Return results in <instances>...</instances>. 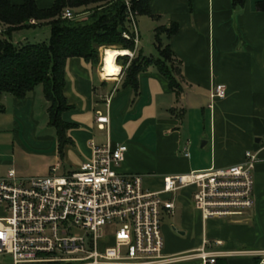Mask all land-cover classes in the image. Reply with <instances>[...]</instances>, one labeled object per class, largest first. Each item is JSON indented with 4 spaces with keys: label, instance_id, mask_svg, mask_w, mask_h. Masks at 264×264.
<instances>
[{
    "label": "crops",
    "instance_id": "0c3cea01",
    "mask_svg": "<svg viewBox=\"0 0 264 264\" xmlns=\"http://www.w3.org/2000/svg\"><path fill=\"white\" fill-rule=\"evenodd\" d=\"M33 1L43 9L53 0ZM256 1L232 6L230 0H148L151 16H134L138 37L142 23L152 39L146 49L137 39L128 56L139 51L159 57L155 29L176 25L169 36L159 34L172 53L167 65L179 86L176 93L153 64L137 74L133 90L122 86L120 65L118 74L102 69L104 49L95 65L67 58L61 90L66 108L60 118L69 127L60 155L41 85L22 99L1 94L0 177L9 169L22 178L66 174L89 158L90 143L108 140L126 148L118 171L142 174L144 187L157 191L163 176L224 167L253 151V203L238 221L202 219L191 204V186L163 195L173 208L159 210L168 220L161 227L162 254L194 257L161 264H199L200 252L214 254L212 264H264V12L256 10ZM69 10L83 12L82 7ZM30 24L12 31L10 40H27L34 30L24 29L40 25ZM215 84L224 87L222 98L209 97ZM98 117L106 118L102 127Z\"/></svg>",
    "mask_w": 264,
    "mask_h": 264
},
{
    "label": "built area",
    "instance_id": "2783aa9c",
    "mask_svg": "<svg viewBox=\"0 0 264 264\" xmlns=\"http://www.w3.org/2000/svg\"><path fill=\"white\" fill-rule=\"evenodd\" d=\"M124 3L130 31L121 36L135 47V15L128 0ZM61 16L73 18L66 8ZM223 96L224 87L215 84L209 97ZM96 120L101 127L106 122ZM90 148L89 158L66 174L22 178L9 169L0 177V255L9 256L11 264H161L193 258L162 254L159 210L173 208L163 195L191 186V204L202 219L238 221L252 206L256 152L246 150L241 161L224 167L163 176L160 190L153 191L144 187L142 174L118 171L125 145L106 140ZM78 228L83 234L71 232ZM197 257L199 264L215 258L207 252Z\"/></svg>",
    "mask_w": 264,
    "mask_h": 264
},
{
    "label": "trees",
    "instance_id": "16d2710c",
    "mask_svg": "<svg viewBox=\"0 0 264 264\" xmlns=\"http://www.w3.org/2000/svg\"><path fill=\"white\" fill-rule=\"evenodd\" d=\"M230 1L232 6H242L245 0ZM128 3L134 15L151 16L148 0H128ZM80 7L83 12L74 10L71 19L61 16L65 8ZM255 8L264 12V0L256 1ZM31 20L35 24L48 25L47 41L13 43L11 32L31 25ZM122 31H130L124 0H53L50 7L43 9L37 8L33 0H23L16 5L10 0H0V95L22 99L36 85H41L43 97L48 102V124L55 130L59 155L68 140L66 130L69 127L60 118L61 111L66 108L61 92L66 59L77 57L95 65L99 47L134 51L132 41L123 38ZM175 31L174 23L167 28L155 29L154 45L159 57L141 55L139 51L130 58L128 55L116 56L115 62L121 66L122 86L136 90L137 74L153 64L166 78L169 87L177 92L178 83L167 65L173 63L172 53L159 38L160 32L169 36Z\"/></svg>",
    "mask_w": 264,
    "mask_h": 264
},
{
    "label": "rangeland",
    "instance_id": "374dc122",
    "mask_svg": "<svg viewBox=\"0 0 264 264\" xmlns=\"http://www.w3.org/2000/svg\"><path fill=\"white\" fill-rule=\"evenodd\" d=\"M137 29L140 32V36L138 37V41L140 42V46L144 47V49H146L147 47L149 48L150 47L149 46L150 41H151L150 39H152V35H150L149 32L146 31V28L142 26V23L137 24ZM24 30H27V32H31L30 30H34V33L33 34L30 33L29 36H27V40H25L24 42H26V41H28V42H40V41L46 42L48 39V36H49V28L47 27V25H43V24H40V25L33 27V28L24 29ZM108 47H110V46H108ZM103 48H104L103 46L98 48V57H99V53L101 52V50H103ZM102 56H103V54H102ZM118 71H119V68H118ZM118 71H116V73H118ZM167 221L168 220L166 218H164L163 216L159 218V226H160L159 231H160V236L162 238V242H164V238H163V231H162L161 227H162V224L163 223L166 224ZM105 230H107L106 227L101 228V235L102 236L107 235ZM71 232L75 235L83 234V230L80 228L72 229ZM162 248H163V245H162ZM0 264H11L10 257L0 255Z\"/></svg>",
    "mask_w": 264,
    "mask_h": 264
},
{
    "label": "bare ground",
    "instance_id": "6f19581e",
    "mask_svg": "<svg viewBox=\"0 0 264 264\" xmlns=\"http://www.w3.org/2000/svg\"><path fill=\"white\" fill-rule=\"evenodd\" d=\"M125 54H128L127 50H116V49H110V48L103 50V56H102L103 62L101 66L102 69L104 71L105 69L109 71H113V72L118 71L119 66L116 64L115 58L118 55H125Z\"/></svg>",
    "mask_w": 264,
    "mask_h": 264
},
{
    "label": "water",
    "instance_id": "95a60500",
    "mask_svg": "<svg viewBox=\"0 0 264 264\" xmlns=\"http://www.w3.org/2000/svg\"><path fill=\"white\" fill-rule=\"evenodd\" d=\"M255 141H257V140H255Z\"/></svg>",
    "mask_w": 264,
    "mask_h": 264
}]
</instances>
